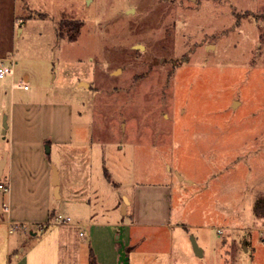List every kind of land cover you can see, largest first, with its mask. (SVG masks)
<instances>
[{
  "label": "rangeland",
  "instance_id": "rangeland-1",
  "mask_svg": "<svg viewBox=\"0 0 264 264\" xmlns=\"http://www.w3.org/2000/svg\"><path fill=\"white\" fill-rule=\"evenodd\" d=\"M9 57L0 155L14 116L70 222L0 226V264H264V0H0Z\"/></svg>",
  "mask_w": 264,
  "mask_h": 264
},
{
  "label": "crops",
  "instance_id": "crops-1",
  "mask_svg": "<svg viewBox=\"0 0 264 264\" xmlns=\"http://www.w3.org/2000/svg\"><path fill=\"white\" fill-rule=\"evenodd\" d=\"M24 81L26 82V79ZM16 123L14 116L10 122L7 119L8 128L5 137L8 135L9 151L4 149L0 155V163L3 162L0 168V184L8 188L6 192L0 190V226H6L7 230L16 226L21 231H28L29 235L36 236L37 233L44 232L37 226L42 225L43 222L47 224L51 215H55L50 209V200L53 196L59 200L62 198L60 172L59 188L57 187L56 191L53 185V169L48 171L45 165L38 169L40 181L37 184L36 177H33L36 175V170L30 163L32 149L27 150L29 149L27 144L32 142L27 139V132L21 136L16 135ZM35 144L38 146L40 140L37 139ZM56 192H58V198H56ZM32 226L39 232L31 230ZM128 251L129 247L126 246V252ZM15 257L18 258L17 255Z\"/></svg>",
  "mask_w": 264,
  "mask_h": 264
},
{
  "label": "built area",
  "instance_id": "built-area-1",
  "mask_svg": "<svg viewBox=\"0 0 264 264\" xmlns=\"http://www.w3.org/2000/svg\"><path fill=\"white\" fill-rule=\"evenodd\" d=\"M7 62V65H5L3 62ZM14 65H15V60L13 57H9L5 60H0V79L5 78L6 76H9L11 78V80L14 77ZM15 85V82H11V87H13ZM17 87L19 88H23L24 90L28 89V85L26 84V82L24 80H20L17 84ZM0 190H3L4 192H6L8 190V188L4 185V184H0ZM69 223L70 222V218L69 217H65L62 218L61 215H57V216H53L52 219L48 222V224L50 223ZM39 230H42L44 228V225L40 224L37 226ZM79 236H83V234L80 232Z\"/></svg>",
  "mask_w": 264,
  "mask_h": 264
},
{
  "label": "trees",
  "instance_id": "trees-1",
  "mask_svg": "<svg viewBox=\"0 0 264 264\" xmlns=\"http://www.w3.org/2000/svg\"><path fill=\"white\" fill-rule=\"evenodd\" d=\"M69 23L61 21L57 24L55 33L58 38H63L64 37V30L66 29L68 32H71V29L69 28ZM69 39H74V35H71L68 37ZM252 212L255 218L262 219L264 221V198H257L252 206ZM52 215L49 218L50 220L52 219ZM90 264H97L93 256L91 257Z\"/></svg>",
  "mask_w": 264,
  "mask_h": 264
},
{
  "label": "water",
  "instance_id": "water-1",
  "mask_svg": "<svg viewBox=\"0 0 264 264\" xmlns=\"http://www.w3.org/2000/svg\"><path fill=\"white\" fill-rule=\"evenodd\" d=\"M136 48L141 49V46H137ZM84 86H87V85L84 84ZM7 128H8L7 116H4V118H3V135H5ZM48 152H49V147L46 146V153H48ZM2 164H3V162L0 163V168H1ZM53 185H54V188H55V191H56L57 187H58V173H57V170L55 168L53 169ZM116 238H118V234L116 235ZM192 242H193V247H194L195 253L198 256L201 255L200 254L201 250L197 246V244L195 243V240L193 238H192Z\"/></svg>",
  "mask_w": 264,
  "mask_h": 264
}]
</instances>
